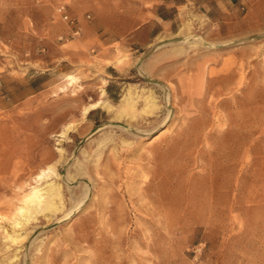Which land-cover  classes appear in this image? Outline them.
<instances>
[{"label":"rangeland","instance_id":"obj_1","mask_svg":"<svg viewBox=\"0 0 264 264\" xmlns=\"http://www.w3.org/2000/svg\"><path fill=\"white\" fill-rule=\"evenodd\" d=\"M35 72L0 102V264H264V0H0V78Z\"/></svg>","mask_w":264,"mask_h":264},{"label":"bare ground","instance_id":"obj_2","mask_svg":"<svg viewBox=\"0 0 264 264\" xmlns=\"http://www.w3.org/2000/svg\"><path fill=\"white\" fill-rule=\"evenodd\" d=\"M183 43L190 44L193 46L206 44L202 38L196 37L193 35H187V36L183 37L182 39H179V41L173 42V44H175V45H177V44L182 45ZM162 45H164V44H162ZM209 45H211V44H209ZM176 50L178 51V48ZM183 50H184V47H183ZM172 54H173V51H172ZM128 63H129V61L127 58H119V59H117V62H115L113 64L115 65L114 67H118L120 70H123V69H125V67ZM111 66H112V64H111ZM141 72L143 73V70ZM68 79H69L68 85H70L73 81H75V78L73 75H70L68 77ZM181 87L183 88V85ZM166 90H167V88L166 89L163 88V92H164V96H163L164 99L163 100L165 101V103L172 100L171 93H169V92L167 93ZM131 92L132 91H131V87H130V88H128V90L126 91V94L124 95V97L122 99V105L118 109H115L114 105L111 104L109 101L102 100L106 96V90L104 88H102L101 89L102 97L100 98V100H97V101L91 103L90 105L86 106L84 108V111H82L83 115L86 116V114H88L91 110L98 108L99 106L103 105L108 110V112L110 113V116H113L115 118H121L123 116V114L125 112H127L129 106L135 105L138 101H140L139 99L141 97H143V96H137L135 98V97H133ZM148 92H149L148 95L144 98L146 105L151 109H160L158 107V100H157V96L155 95V93L153 91H148ZM173 93H176V92H173ZM160 122H161V120H160ZM121 131L129 134L127 131H131V128L127 127V128L122 129ZM46 176H47L46 173H42L39 175V178L43 179ZM57 199H59L60 201L64 200L63 193L61 190V185L50 184L48 187H46V190H44V188H40V187H33L31 192L24 197L23 204L18 206L17 215L19 214V215H21V217L22 216L25 217L24 221H27V220L31 219L34 216V214H36L38 212H43V211H48V210H52V211L56 210L55 207H57V201H55V200H57ZM20 223H22V221L16 222V224H20ZM8 238L13 239L14 238L13 234L12 235L8 234Z\"/></svg>","mask_w":264,"mask_h":264},{"label":"crops","instance_id":"obj_3","mask_svg":"<svg viewBox=\"0 0 264 264\" xmlns=\"http://www.w3.org/2000/svg\"><path fill=\"white\" fill-rule=\"evenodd\" d=\"M49 79L43 72H35L25 77L0 78V102L8 100L13 104H21L37 93L44 91Z\"/></svg>","mask_w":264,"mask_h":264},{"label":"built area","instance_id":"obj_4","mask_svg":"<svg viewBox=\"0 0 264 264\" xmlns=\"http://www.w3.org/2000/svg\"><path fill=\"white\" fill-rule=\"evenodd\" d=\"M59 11L62 13L64 20L71 24H74V20L68 14H65L64 8H60Z\"/></svg>","mask_w":264,"mask_h":264}]
</instances>
